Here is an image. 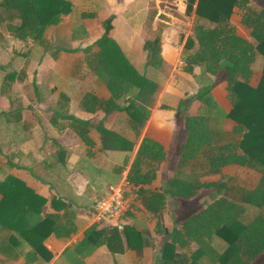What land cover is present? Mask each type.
I'll return each mask as SVG.
<instances>
[{
    "label": "trees",
    "instance_id": "obj_1",
    "mask_svg": "<svg viewBox=\"0 0 264 264\" xmlns=\"http://www.w3.org/2000/svg\"><path fill=\"white\" fill-rule=\"evenodd\" d=\"M250 1L185 0L186 14L194 10L195 19L182 52L183 71L193 74L197 68L193 76L205 85L195 91L196 112L184 117L183 138L171 174L153 185L166 152L158 141L147 136L141 138L130 162L125 156L122 165L111 168L118 175L129 162L126 178L137 190L138 203L156 219L153 232L158 237L147 241L152 246L161 242L155 264H252L264 253V9L253 11ZM234 6L243 11L241 24L250 29L251 40L240 36L229 21ZM72 9V0H0V24L5 21L6 30L14 38L44 44L45 30L58 25ZM84 16L92 18L94 14ZM113 18L110 14L102 20L101 34L80 49L87 68L104 85L108 96L86 91L79 107L89 113L101 112L102 117L96 124L76 117L69 111V95L61 91L49 118L58 130L70 129L86 145L88 154L94 145L89 135L92 129L98 135L99 151L131 152L135 141L106 126L104 117L125 114L128 127L138 137L157 88L154 80L138 73L111 36ZM142 50L145 68L160 66L159 35L145 39ZM60 51L75 49L56 48L51 56L57 58ZM256 51L263 63L258 82L252 84L249 76ZM4 77L13 81L22 80L24 75L8 72ZM219 84H224L227 110L211 92ZM19 113L13 111L17 118ZM227 120L233 123L230 129L225 126ZM58 159L62 160L61 154ZM228 167L255 171L258 179L251 187L243 186L233 176H223ZM6 168L13 165L9 158L0 156V251L17 252L25 241L30 249L17 252L22 254L24 264H31L38 254L48 258L43 240L50 233L68 236L73 232V212L59 198L52 197L54 204L62 203L63 212L41 216L46 198ZM210 188L217 197L201 208L175 211V224L166 231L162 214L167 199H193ZM246 206L257 211L245 221ZM218 240L224 243L220 249L215 245ZM145 242V234L124 221L120 226H89L79 245H105L115 254L127 247L140 248ZM259 264H264V259Z\"/></svg>",
    "mask_w": 264,
    "mask_h": 264
},
{
    "label": "crops",
    "instance_id": "obj_2",
    "mask_svg": "<svg viewBox=\"0 0 264 264\" xmlns=\"http://www.w3.org/2000/svg\"><path fill=\"white\" fill-rule=\"evenodd\" d=\"M125 1L126 0H104V4L108 5L112 2L117 3L118 5H125ZM141 4L145 10L148 11L150 9V14L145 23L148 25L146 28H148V31L150 30L154 36L159 35L161 38L162 61L159 67L152 68L153 72H157L159 78L155 77L156 81H154L157 84V88L153 94L149 117L141 129L140 135L135 137L129 128L126 129V131H128L126 134L130 136L121 133L119 130L116 131L135 141L134 153L141 138L144 136L158 141L163 146V149L166 152V159L160 164L156 179L153 182V185H159L160 183L164 182L171 174L175 163V158L178 154L179 146L183 138L184 117L185 115L196 112L198 108V102L195 99L194 94L197 88L205 85V83L201 82L197 76L194 78L193 75L198 73L197 68H195L193 74H188L183 71V65L180 64L185 41L192 34V26L195 19L194 10L191 13L186 14L185 1L180 0V4H182L181 12L184 14V19L188 24V29L185 32L184 38L181 39L180 28L182 26L183 16L177 11V5L173 0H141ZM249 7L253 11H258L262 8L264 9V0H251ZM109 14L114 15L111 36L119 44L124 55L130 61V63L136 69L145 71L147 67L145 68V52L142 50V44L147 38H144V36L138 41L139 43L130 45V39H133L131 35L133 32L132 27H127L126 34L124 30L122 37H119L120 35H118V32H116L115 28L117 13L113 10L109 11ZM242 15L243 11L238 6H234L229 21L235 26L236 31L240 36L251 40L250 29L241 24ZM179 22L181 23L179 24ZM57 26L58 25L49 27ZM159 27V33H156ZM141 31H144V27L141 28ZM101 32L102 27L100 26L98 35L95 38H97ZM61 52L63 54L65 53V51ZM256 55L260 54L256 51L255 56ZM59 58V56L57 58H53L55 60L51 59V61H47L48 63L45 61L41 62L43 64L45 62L44 65L51 64V66H53V64H55ZM172 73L175 75L172 76ZM177 73L181 74V76L187 80L183 81V79H181ZM93 85V89H88V91L96 93L99 97L106 98L108 96V92L102 83L93 81ZM222 85L224 87V84H221V86ZM215 87L223 88L220 87V85H216L213 88ZM223 91L224 98L226 99L224 88ZM214 98L224 109H228L225 108L215 96ZM55 99H57V97H55ZM79 99L80 98H78L76 101V105L78 106L77 110L75 112H70L78 118L88 120L91 124L96 123V121L93 122L92 118L98 117V122L103 114L101 112L89 113L82 110L79 107ZM71 103L72 99L70 98L69 105ZM107 117L108 116L104 117V123ZM40 123L41 122H37L33 125V127H30L29 137H31L28 139L29 142H27V144L25 143L17 146V148H21V151L15 156L14 159H9L10 163L13 165V168H9L8 171L24 180L27 185L35 190V192L46 198V202L42 208V213L40 214L41 216L44 217L46 214L63 212L64 208L61 206L62 203L58 202L54 204L51 202L52 197L59 198L64 205L68 206V208L72 210V219L75 224V229L68 236H56L54 233H50L42 243L47 250L49 257L45 258L38 254L37 259L31 264H155L160 256L161 242L159 241L156 245L152 246L147 244V241H151L153 238L158 237L157 234L153 232L156 219L150 217L139 203L126 217V219H124V221L126 224L133 225L136 229L142 231L145 234L146 242L142 247H127L122 253L113 254L108 251L105 245H100L95 248H92L90 243L79 245L83 239L86 229L93 224H97L95 223L94 219L95 201L102 194H104V192L106 193L108 188H112L111 185L116 181V179L112 180L110 183L101 181L102 186H99L97 182L99 176L97 179L93 178L94 176L89 174L90 172L88 169L90 168V170H98L99 166H101L103 163L110 164V162H112L111 168L112 166H119L116 165L114 161H112V158L115 153L120 151H99L98 135L96 131L94 134V129H92L89 135L94 141V145L90 148L91 154H88L86 145H84L83 142L78 137H76V135L70 129L58 130L50 124V127L54 130L53 132H55V136H53L52 141L59 145L60 149H62V152L60 153L61 157L63 156L64 152V148L62 147L64 144L60 139L64 138L63 140H65L66 134L70 135V139L73 138L75 141V146L83 151L84 156L82 159L76 157L75 161L77 163L81 159L82 162L84 161V164L81 163L82 165H75V168L71 171H63L65 169L64 167H66L64 160H59L57 158L54 162L55 165L53 163L51 164L50 161H46L45 157H42L40 154V149H38L40 144L36 147V149L31 147L37 132H41ZM232 124L233 123L230 120H227L225 126L227 129H230ZM58 136L60 139H57ZM44 141L45 140L43 139L42 143H44ZM65 145H67L66 142ZM3 154L4 153L0 151L1 157H5ZM95 158L101 159L102 163L100 162L101 164H97L94 161ZM130 160L131 159H129V162ZM24 161L27 162V164L23 163ZM129 162L127 165L123 166V169L121 170V177L122 172H124L125 169H128ZM57 163H59V166L63 168V174L61 177L56 176L57 174H55V170L58 168L56 165ZM84 165L89 167H82ZM94 165L97 166V168ZM35 169H37L42 174V176L36 173L34 171ZM86 169L88 173L86 172ZM31 172L35 177L32 176ZM120 180L117 182V184L120 182ZM98 186L100 188H98ZM68 190L73 192V194L66 192ZM198 195L195 198L189 200H183L180 198L167 199L166 208L162 214V224L166 231L170 230V228L175 224L172 221L174 219L175 211L182 212L183 209L186 208L198 209L205 205L199 206L198 208L195 207V205H198L199 202V199H197ZM78 199L81 200L78 201ZM84 200H86V203H84ZM169 204H171L170 207H168ZM4 244H6V242H4ZM29 249L30 246L28 243L22 241L20 249L16 251H28ZM17 252L6 251V253H3L0 251V264H24L25 260L22 257V254H17ZM263 259L264 253L256 258L252 264H259L263 261Z\"/></svg>",
    "mask_w": 264,
    "mask_h": 264
},
{
    "label": "rangeland",
    "instance_id": "obj_3",
    "mask_svg": "<svg viewBox=\"0 0 264 264\" xmlns=\"http://www.w3.org/2000/svg\"><path fill=\"white\" fill-rule=\"evenodd\" d=\"M72 1L73 9L71 13L64 16L57 27H48L45 30L44 44L31 39L22 41L14 38L6 30L5 21L0 24V151H2L4 153L3 155L10 160L14 159L21 151V148H17V146L29 142L28 139L31 137H29L30 127H33L37 122H41V132H37L31 147L36 149L40 144L38 148L40 149V154L42 157H45L46 161H50L51 164H54L55 160L59 157L61 149L59 145L52 141L55 132H53L54 130L50 127L49 122V118L55 105V97H57L58 93L61 91L66 92L72 99V103L69 105V111L75 112L78 108L76 105L77 99L80 98L84 92L88 91V89H93V81L99 82L94 74L87 68L85 56L80 49L88 45L98 35L102 20L110 15L109 11L114 10V12L117 13L115 28L118 35H120L119 37H122L124 30L126 34L127 27H132L133 32L131 35L133 39H130V45L139 43L138 41L144 36V38L154 36L150 30L148 31V28H146L148 25L145 24L150 14V9L148 11L145 10L141 4V0H126L125 5H118L117 3L112 2L111 4L105 5L104 0ZM173 1L177 5V11L183 16L184 14L181 12L182 4H180V0ZM89 13L94 14V17L90 18L84 16V14ZM182 20L183 22L180 28L181 39L184 38L185 32L188 29V24L186 23L187 21L184 19V16L182 17ZM180 23L181 22H179V24ZM142 27H144L143 32L141 31ZM159 29L160 27L157 29L156 33H159ZM56 48L75 49V51L65 52L64 54L60 51L57 54V57L59 56L60 58L55 62L56 65H44L45 62H49L53 59L51 53ZM41 61H45L44 64ZM262 63L263 57L261 55H256L251 64L252 72L249 76L250 83L256 84L258 82L261 76ZM136 70L140 75L144 73V75L150 79L155 80V77L159 78L157 72H153L150 67L145 71H142L141 69ZM8 72H15L16 75L23 74L24 78L22 80L15 78L13 81H9L4 77ZM174 75L175 74L172 73V76ZM177 75L183 79V81L187 80L181 76V74L177 73ZM219 85L220 87H223V85ZM223 88L215 87L212 92L220 103L225 108H228L229 106L224 98ZM14 110L20 111V116L18 118L13 115ZM92 120L97 123L98 117H93ZM105 124L115 130H119L127 136H130L126 134L128 133L126 129L129 127L126 124V116L123 113H113L109 115ZM93 133L95 134V130H93ZM65 136V140H63L64 138L60 139L59 136L57 137V139H60L64 144L62 146L64 148L62 160H64V163L66 164L64 170L59 166V163L56 164L58 168L55 170V174L59 177H61L63 171H71L75 168V165L81 163L84 164V161H81L84 156L83 151L75 146V141L73 138L70 139V135L66 134ZM42 137L45 140L44 143H42ZM65 142L67 145H65ZM124 155L128 156L129 159H132L134 149L131 152L115 153L112 161H114L116 165H121L125 157ZM76 157L81 158L77 163L75 161ZM94 161L97 164L102 163L99 158H95ZM23 163L27 164L25 161ZM111 164L112 162H110V164L103 163L99 166L98 170L94 169L95 171L90 170V168L88 169L90 172L89 174L94 176L93 178L97 179L99 176L97 179L99 186H102L101 181L110 183L112 180L116 179L111 185L113 188L120 180L121 173L118 175L115 174L111 170ZM82 167L87 168L89 166L84 165ZM95 167L97 168V166ZM6 171H8V168H6ZM34 171L42 176L37 169ZM230 175L233 176L239 184L246 187L253 186L259 176L257 172L252 170L239 167L225 168L223 176L226 177ZM32 176L34 175L32 174ZM99 186L98 188H100ZM110 189L111 188H108L106 193L109 192ZM66 192L69 193L70 190ZM70 194H73V192H70ZM217 196L218 195L212 188L204 189L199 193L197 198L199 199V202L195 207L198 208L204 204L206 205ZM99 198L94 203L95 208ZM80 200L81 199H78V201ZM84 203H86V200H84ZM170 206L171 204H169L168 207ZM256 211V208L246 206V211L242 219L245 221L250 219ZM32 221L33 218L31 217V222ZM172 221L174 223V219ZM109 222L112 225H119V222L115 220ZM215 245L219 249L224 243L218 240L215 242Z\"/></svg>",
    "mask_w": 264,
    "mask_h": 264
},
{
    "label": "built area",
    "instance_id": "obj_4",
    "mask_svg": "<svg viewBox=\"0 0 264 264\" xmlns=\"http://www.w3.org/2000/svg\"><path fill=\"white\" fill-rule=\"evenodd\" d=\"M183 65V61H180ZM127 170L122 172L120 182L105 193L96 204L94 219L97 224H109L115 220L120 226L124 223L126 214L138 204L137 190L126 178Z\"/></svg>",
    "mask_w": 264,
    "mask_h": 264
}]
</instances>
